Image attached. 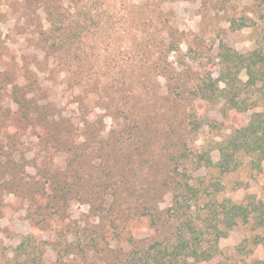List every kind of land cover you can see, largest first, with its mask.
Segmentation results:
<instances>
[{"label": "trees", "instance_id": "obj_1", "mask_svg": "<svg viewBox=\"0 0 264 264\" xmlns=\"http://www.w3.org/2000/svg\"><path fill=\"white\" fill-rule=\"evenodd\" d=\"M83 1L26 0V3L37 5L34 13L42 9L50 24L47 30L38 27L42 50L59 59V65L69 72L75 85L98 94L99 107L114 121L125 122L105 134L104 118L90 119L85 98L78 97L81 117L80 123H75L49 101L47 89L32 68L35 65L39 69V64L25 59L22 80L10 73L1 75L5 84L11 86L9 99L17 110L5 107L0 94V131L13 124L19 131L39 132L45 156L34 160L31 167L36 174L26 180L30 162L18 149L22 137L19 132L6 134L5 138L0 135L3 187L36 208L30 217L38 225L55 218L67 219L73 202L87 204L99 223L83 228L70 222L68 232L74 240L68 249L84 257L93 250L95 257H104V264H187L190 258L195 263L208 262L221 253L220 240L227 238L240 222L264 230V202L255 196L248 204L225 202L216 208L213 202V208L209 209L212 218L202 221L206 229L198 227L193 208L203 196L221 190L218 184H206L205 178L197 180L203 189L194 186L195 178L189 169L193 163L194 171L218 168L222 174L232 172L238 169L242 153L254 158L256 168L261 167L264 113L255 112L247 126L238 128L220 146L218 163L207 153L195 156L189 143L207 125L199 115L198 101L212 104L223 101L226 109L240 113L264 101V52L257 49L242 54L220 43L219 76L214 78L209 69L203 70V62H198L200 70L186 64L181 52L184 34L171 24L168 13L162 9L166 1L154 2L153 6L131 4L133 20L129 21L137 34L133 37L131 60L116 64L119 70L109 82L103 80V74L93 72L94 66L87 68L92 65L86 67L83 58L87 53L81 45L87 26L82 19L95 18L93 9H98L96 0H89L92 8L82 11ZM157 18L160 29L146 36L143 32L147 24ZM244 25L231 21L232 30ZM174 54L177 60L173 62ZM196 55L195 52L193 59L199 61L201 58ZM242 72L247 76L245 82L240 78ZM160 78L165 81L164 87ZM249 92L256 93V100L250 102ZM142 102L147 103L141 105ZM60 154L64 157L57 165L55 160ZM168 194L172 196V204L162 209ZM134 221H146L150 235L124 237L123 231ZM83 235L91 240L88 244L83 243ZM109 235L111 239L107 240ZM113 237L118 242L115 249L101 240L110 243ZM261 240L264 242V237ZM21 250L22 247L18 251ZM252 264H264V260Z\"/></svg>", "mask_w": 264, "mask_h": 264}, {"label": "rangeland", "instance_id": "obj_2", "mask_svg": "<svg viewBox=\"0 0 264 264\" xmlns=\"http://www.w3.org/2000/svg\"><path fill=\"white\" fill-rule=\"evenodd\" d=\"M157 1L162 0H96L98 9H93L96 17L82 19L83 24L87 26L81 45L82 51L87 53L83 57L86 67L94 66L93 72L103 74V80L110 82L109 79L119 70L115 65L131 60L129 57L132 55L133 37L137 34L132 29V22L129 21L133 20L129 6L144 3L153 6L152 4ZM164 1L166 2L163 3L162 9L168 13L167 18H170L171 24L184 34L181 52L186 64L199 69L198 62H203V70L209 69L214 78H217L220 69L217 56L220 43L224 42L242 54L257 49L264 52V0ZM83 2L82 11L92 8L89 0ZM35 6L37 5H28L26 0H0V94L4 98V106L11 108L13 112L17 110V106L9 99L11 86L6 85L2 78L10 73L22 80L26 59L27 62L39 64V69H36L35 65L32 68L47 89L49 101L57 105L66 117L77 124L80 123L81 111L77 98L84 97L89 108V118L92 120L104 118L105 134L112 128L123 125L124 120L114 121L106 110L99 107L98 94L86 92L81 86L75 85L73 77L59 65V59L42 50L37 35L38 27L47 30L50 24L42 9H37L34 13ZM251 7H254L253 11H244L245 8ZM77 8L75 7V10ZM231 21L243 22L245 25L242 29L232 30ZM150 24H147L143 32L146 36L147 34L151 36L160 29L157 25L158 18L156 22ZM195 52L201 58L199 61L193 59ZM176 60L177 56L174 54L171 61ZM3 74L4 76H1ZM240 78L244 82L247 80L245 72L241 73ZM159 82L164 87V79L160 78ZM164 91L163 89L162 93ZM256 98V93L249 92L250 102ZM146 103L142 102L141 105ZM197 108L207 125L194 135L189 143L190 149L195 156L207 153L214 163H218L220 146L229 140L238 128L247 126L255 112L264 113V101L241 113L226 109L223 101L216 104L198 101ZM15 132H19L22 137L18 149L22 150L21 153H24L30 162L24 176L29 180L36 174V170L31 167L34 160L43 159L45 156L38 138L39 132L32 129L19 131L12 124L2 129L0 135L5 138L6 134ZM63 157V154H60L59 158H56L57 165L61 164ZM18 159L20 160L19 157ZM238 160L240 164L237 170L223 174L218 168L194 171V164H189L190 172L195 178L192 181L194 186L203 189V185L197 180L205 178L206 184H218V189L221 190L209 197L203 196L199 205L192 210L196 224L203 230L207 225L202 221H207L213 216L212 212L209 215L213 202L216 208L225 202L248 204L253 196L264 202V161L260 168H256L254 158L250 155L242 153ZM171 204L172 196L168 194L161 208L166 209ZM207 205L210 207L207 208ZM34 211L36 208L28 202L20 201L0 182V264H15L17 261H27L28 264H104V257H95L93 250L84 257L81 253L77 251L71 253L72 251L68 249V244L74 240L68 232L70 222H77L83 228L89 224L96 226L99 223V219L91 213L87 204L73 202L68 209L67 219L55 218L42 225H38L36 219H31L30 212ZM131 235L135 238L149 236L147 222L130 223L123 231V236ZM85 237L83 235L81 239L83 243L88 244L91 240ZM93 237L97 238L98 235L93 234ZM263 237L264 230L255 228L252 223L244 225L240 222L227 238L220 240L221 253L215 258L202 263H195L190 258L187 264H252L256 260H264V242L261 240ZM107 238L111 239V235ZM101 240L104 245L110 244L112 249H115L118 243L114 237L110 243L105 239ZM20 247L21 252L18 251Z\"/></svg>", "mask_w": 264, "mask_h": 264}]
</instances>
